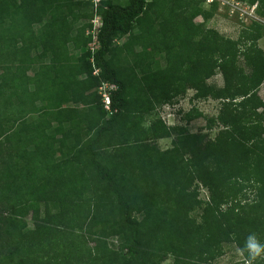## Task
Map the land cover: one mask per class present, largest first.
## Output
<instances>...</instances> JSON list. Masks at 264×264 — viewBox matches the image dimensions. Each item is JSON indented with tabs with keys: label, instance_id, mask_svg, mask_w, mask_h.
<instances>
[{
	"label": "trees",
	"instance_id": "trees-1",
	"mask_svg": "<svg viewBox=\"0 0 264 264\" xmlns=\"http://www.w3.org/2000/svg\"><path fill=\"white\" fill-rule=\"evenodd\" d=\"M217 8L0 0V264H217L264 244V25L226 37L206 27ZM189 91L218 113L169 125Z\"/></svg>",
	"mask_w": 264,
	"mask_h": 264
},
{
	"label": "rangeland",
	"instance_id": "rangeland-1",
	"mask_svg": "<svg viewBox=\"0 0 264 264\" xmlns=\"http://www.w3.org/2000/svg\"><path fill=\"white\" fill-rule=\"evenodd\" d=\"M215 3L218 4V8L214 12V16L207 22L206 27L216 29L220 34H223L226 37L236 39L242 29L251 25L252 21L256 20V18L258 20V15H255V13H253V8L247 6L250 4L241 3L238 0H225L223 4L221 1ZM205 7L206 9L210 7V3H208L207 0H205ZM194 22L196 24H202L204 22V19L200 16L197 17ZM258 46L261 47L262 50H264V36L258 41ZM96 47H98V45ZM166 59H168L167 56L166 58L165 56L158 58V63L159 65H161V67H163V65L165 64ZM211 82H214L218 85H223L222 76H216L211 80ZM192 95L193 92L189 91L186 96H184L180 100L179 103L170 105V108H168V105H165L166 108L164 110V113H161L160 116H162L169 125H175L177 123H181L182 113L187 112L193 106L198 107L209 117L215 116L218 113L219 103L217 101L192 102ZM259 95L264 100V85H262L259 89ZM170 112L174 114L170 115ZM205 123V119L194 121L191 124V129L193 131H197L199 128L205 126ZM145 124L148 125V123ZM159 144L162 148L169 147L170 139L161 140ZM250 195L252 196V193H250ZM200 197L203 200H207L209 198V194L206 188L201 187ZM28 222H31L30 219H28ZM30 226L32 227V223H30ZM229 249L230 250L223 258L218 259L217 264H229L231 262L245 261L244 255H242L237 248L229 247ZM263 258L264 255H261L257 258L256 261L260 262L263 260ZM164 264H172L171 259L166 261Z\"/></svg>",
	"mask_w": 264,
	"mask_h": 264
},
{
	"label": "clouds",
	"instance_id": "clouds-1",
	"mask_svg": "<svg viewBox=\"0 0 264 264\" xmlns=\"http://www.w3.org/2000/svg\"><path fill=\"white\" fill-rule=\"evenodd\" d=\"M89 1H91V3H93L94 8H96L98 6V4L101 2V0H89ZM215 2H219V1H213V2H208V3H210V5H211V4H214ZM241 3H244V2H241ZM245 4H249V3H245ZM247 6L252 7L254 10L253 13H255V15H258L256 13L258 3L252 4V5H247ZM256 21H260L264 25V19L260 18L259 15H258V20L256 18ZM92 23H93L94 27L92 30H88V32L92 31V33L95 35L94 36V38H95L96 32L102 26V21H101L100 16H96L94 19H92ZM96 46H97V43L94 42L92 44L91 48L95 49V48H97ZM102 101H103V98H102ZM169 106L170 105H168V108H170ZM104 108H105V106H104ZM173 114L174 113L170 112V115H173ZM242 251H247V257L245 258L244 264H254V262L257 260L258 257H260L261 255H264V244H261L260 242H258V240L254 234H250L245 241L244 249Z\"/></svg>",
	"mask_w": 264,
	"mask_h": 264
},
{
	"label": "built area",
	"instance_id": "built-area-1",
	"mask_svg": "<svg viewBox=\"0 0 264 264\" xmlns=\"http://www.w3.org/2000/svg\"><path fill=\"white\" fill-rule=\"evenodd\" d=\"M208 2H213V1H221L222 4L225 2V0H207ZM232 1V0H231ZM115 86L105 83L103 84V86H101L99 88V93L101 94L102 98H103V103L105 106V109L108 112H111V98H110V91L111 90H115Z\"/></svg>",
	"mask_w": 264,
	"mask_h": 264
}]
</instances>
